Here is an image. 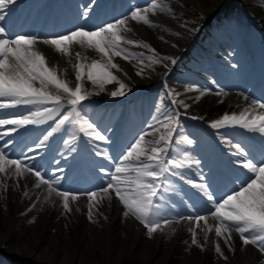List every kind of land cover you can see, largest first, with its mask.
<instances>
[{
    "label": "bare ground",
    "instance_id": "bare-ground-1",
    "mask_svg": "<svg viewBox=\"0 0 264 264\" xmlns=\"http://www.w3.org/2000/svg\"><path fill=\"white\" fill-rule=\"evenodd\" d=\"M55 1L56 0H51L49 6L53 8V6L57 4ZM96 1L97 5L92 7V10L88 13L87 19L91 18L97 9L104 5L107 0ZM124 1L127 4H131V2L135 0ZM173 1H175V3L169 5L171 11L164 13L157 11L156 17L149 19L150 24L133 21L129 18L127 20V29L122 30V34L128 40L137 42V40L142 39L147 47H144V50L135 51L130 47L132 44L124 43L122 47L127 50L125 55H129L130 59L113 57V62L119 66L120 70L117 71L112 69V71L120 82L126 84L124 91L127 93V98L143 88H153L154 90L160 87L162 90L161 95L160 93L157 94V98H159L161 103L156 107L154 106L155 104L153 105L152 103V93L146 92V97L149 99L150 104L143 105V111H139V113L144 112L149 114L154 111V114L150 117L142 132L152 133L151 136L146 137V140L150 141L159 139L160 135H167V130L164 129L162 125L168 123V121L165 119V116L163 114L161 115L159 112L165 103L169 106L171 114L175 116L177 112L179 113V123L184 121L185 118L193 119V117H196V121L204 124H207L208 121L210 122V120H208L210 118L223 116L225 113H239L251 105V102L243 98L237 91L224 92L212 87L200 88L191 85L192 83L187 79L175 77L176 74L174 75V73L177 71L176 69L181 68L180 66L183 64L182 53L185 54L191 49L192 43L202 38L203 31L208 27L207 19L209 15L212 14V18L215 15L223 17L224 14L230 13L231 11H229V7H226L215 14V10L221 8L223 4L219 1L217 2V0ZM178 1L181 3L178 4ZM204 1H211V4L204 8L202 4ZM32 2L33 0H27L21 4L16 0L14 4L9 5L3 12L5 20L0 21V26L14 20L17 15H20V19H24L26 17L25 11L32 7ZM66 2L69 4L71 10L79 7L76 5L77 3L80 4L79 0H66ZM63 3L65 4V2ZM195 3L197 7L193 5ZM235 4L239 7L237 1ZM82 5H86V0L82 2ZM247 5L250 4H243L242 6L244 7L240 6L239 8L244 11H249ZM23 6L24 11L21 13L20 10ZM17 8L19 9L17 10ZM142 8L143 7H141V9ZM200 11H205V14L202 16ZM249 12H252V16L256 17L250 24L264 28V10L258 9L257 11ZM245 13L247 12H244V16L247 18V14ZM68 14H71V12H60L57 16L62 20L68 17ZM43 19L44 15H41L38 18V22ZM259 19L262 21L261 24ZM84 29L94 30L86 25ZM21 35L36 36L30 34L29 31H25ZM226 37H233V35L227 33ZM40 39L44 40L43 38ZM225 40L226 39L220 42V47H216L219 54H224L225 49L228 48ZM248 46L249 44L247 43L242 45L237 41L234 47L245 50ZM36 47L38 49V44ZM39 51L46 56L48 65L56 67L60 78L66 80L69 86L73 88L77 84L74 65L78 61L75 53H80L79 62L84 64H90L92 60L105 59L94 49L88 48L86 44L83 46L77 44L72 45V54L68 56L58 54L53 46L45 44L43 50ZM149 57H154L155 59L171 58L176 62L173 64L170 62V59H163L168 69L160 70L154 66L156 63H152L148 59ZM141 60L144 62L143 64L140 63ZM209 65V60L203 58L202 61L197 62L195 66H193V69L204 73H210L212 68ZM141 69H143V74L138 75L137 73L140 72ZM82 82L84 88L90 93L96 94L101 92L99 89L93 87L94 85L86 79V76L83 78ZM116 84L118 83L114 82L113 85ZM172 90L180 93L179 99L184 100V102L189 105L187 109L171 103L172 97L168 95V92ZM149 91H151V89ZM201 92H204V95H201ZM216 93H220V95ZM197 96L200 97L198 101L195 100ZM104 99L105 98H97L90 106L95 111L105 108L109 109L111 107L109 105L94 104L107 103L108 101ZM126 101L129 102L130 100ZM127 102L116 105L111 119L107 118L108 120L105 122V127H109L110 125L114 127L110 136L117 134L116 132H118L120 126L126 120V116L128 120L132 122L136 119L135 112L130 110L131 108L128 109V105H126ZM207 103L210 104L208 105L207 111L199 117L200 107ZM67 107L65 102V108L67 109ZM83 109L85 110L84 104ZM32 110H35V106H32ZM8 112L12 111L8 110ZM101 112H103V110ZM14 113L17 115H27L28 108L22 113ZM85 113L95 123L99 119V114L97 112L93 113L86 108ZM8 118L13 117L8 116ZM49 120L51 119H47L46 122L38 125H27L20 128L17 132H8V130L13 127L12 125L0 127V133L8 132L7 135H3V138H0V149H3L10 159L20 158L37 168H43L44 164L40 162L46 158L47 151H50L47 146L51 143L50 137L47 141L43 139L44 136L47 135L45 130L51 127L49 125ZM127 123L129 122L127 121ZM100 124L102 125V122L99 123L98 128L101 127ZM150 124L153 125L157 131H153V128H149L148 125ZM74 129L77 131L76 128ZM176 129L177 127H175L173 136L176 135ZM209 129L213 128L210 126ZM29 133L32 135L33 143L24 148L19 155L13 156L10 153V149L16 146L17 140L27 136ZM59 136L60 135L56 137L55 141H57V144L54 150L56 154L54 161L57 160L58 163L53 164V161L50 167L47 165L49 173L45 176L47 178L48 176L55 175L59 176L62 180L70 170L67 164H65V159L61 160L62 155L65 152L74 153V151L72 150V145H62L60 143L61 137L59 138ZM221 137L222 136L217 139L220 144L217 143L216 147L218 151L221 149V153L224 155L223 147L226 148L228 144L226 141L222 142ZM7 141H11V143L5 147ZM55 141L53 143H55ZM37 145H39V147H37ZM90 147H92L95 152H99L100 155H97V153H87V151L80 153L79 156L85 157L86 163L80 166L81 169L77 174L70 172L72 179L79 173L85 176L87 171H84L82 167L86 164H91L96 170L106 168L107 171L114 172L115 165L119 160L112 164L111 160L106 158L109 157L106 150L88 144V148ZM30 148L33 149V151H28ZM22 153L24 155H22ZM230 153L231 150H227V156H229ZM73 155L77 156L78 154L74 153ZM88 155L90 158H87ZM99 156L110 161L111 164L103 167ZM27 157H33V159L28 160ZM187 160L189 167L193 168L196 160L192 157L191 153L188 154ZM60 169H63V171H59ZM2 176L3 174H0V178H2ZM35 182L36 178L31 174H27L25 178L20 181V187H15V179H9L7 181L8 190L4 191L0 189V264H132L130 259L133 257L137 259L136 264H166L167 260L170 259L168 257L172 253L179 254V257L168 264H264V257L260 253L253 251L248 246L242 248V241L239 239L237 242L235 236H233L230 241L235 249L234 253L228 251L222 238L218 239L225 256L228 257L227 260L220 258L218 254L215 253V244H210V237L204 246V250L192 245L191 239L187 247L184 250L181 249V247L185 245L178 239L179 228L184 224L182 221L180 223H173L172 227L176 229L175 232L166 228L164 231L158 230L149 237L147 230L138 220L131 215L128 217L123 216V205L115 198L114 194L111 201L104 200L98 205L99 213H95L94 210L93 219L89 220V201L86 193L71 192L68 190L70 193H79L80 196L77 201L70 200V207L73 210L70 213L65 212L62 206V198L57 197L55 193H53L51 199L46 200L47 186L42 185L41 188L36 189L32 187ZM25 184L28 185V188L24 187ZM58 189L61 190L60 188ZM23 191H30V196H23ZM41 194L44 195L42 199L43 203H39L38 206H35L36 209H34L36 212L33 215L34 211L32 212L29 209L33 207V204L37 205L36 199ZM29 215L33 216L30 217L31 219L28 221ZM209 221H212L210 217ZM186 223L188 224V222ZM201 224H203V222H201ZM197 233L198 240L204 243V233L199 229H197Z\"/></svg>",
    "mask_w": 264,
    "mask_h": 264
},
{
    "label": "snow or ice",
    "instance_id": "snow-or-ice-1",
    "mask_svg": "<svg viewBox=\"0 0 264 264\" xmlns=\"http://www.w3.org/2000/svg\"><path fill=\"white\" fill-rule=\"evenodd\" d=\"M16 0H0V21L5 20L4 10L12 5ZM91 0L89 5L85 6L83 16L87 18L92 10ZM157 11L164 13L170 12L169 5L163 3V0L157 2L152 0L149 6L141 9L136 7L131 10L127 17L118 19L112 23H107L94 30L76 28L64 35L50 37L41 40L37 36L16 35L13 38L8 37L5 27L0 26V127L12 125L8 132H17L20 128L27 125H38L46 122L47 119H55L52 115L56 113L60 118L55 120V126L44 136L47 141L55 132L63 126L70 125L77 128L78 132L87 137L90 141L107 142V137L102 134L94 121H92L83 110V102L88 99L90 93L83 86V78L90 81L94 86H98L100 91H104L106 84L117 82V90L111 91L112 97L124 96L126 85L120 82L112 69L119 71V66L113 62V57H122L130 59L125 55L127 51L122 44L138 45V42L128 40L122 30L127 29V20L150 24L148 13L153 15ZM53 46L58 54L71 55V46L87 45L94 49L105 59L92 60L90 64L79 62L80 53H75L77 63L75 68L76 86L73 88L69 83L60 78L57 68L49 66L46 56L37 49V44ZM147 47V45H144ZM152 63H162L163 59H170L171 63L176 61L171 58L155 59L148 58ZM144 62L141 60L140 62ZM233 67H236L233 65ZM143 74V69L137 73ZM191 90V89H189ZM98 94V93H96ZM220 95V93H216ZM168 95L172 97L171 103L176 106H182L187 109L188 104L179 99L180 93L174 90L169 91ZM204 95V92H201ZM199 96L195 97L198 101ZM247 99V97H245ZM67 110L60 115V109ZM51 105V106H49ZM35 106V110H32ZM27 107V115H17L14 112H8L11 109ZM11 116L13 118H8ZM179 113L175 116H166L168 123L162 125L167 130V135H160L159 139L150 141L146 137L152 133L144 132L127 147V150L118 158L114 172H105L109 177L106 186L98 191L86 193L89 201L88 218L93 219L95 213H99V207L104 200L111 201L113 194L123 205V216L131 215L138 220L147 230L149 237L155 232L164 231L166 228L175 232L173 223H180L182 220L194 221V226L189 229L191 232V244L204 250L208 241L209 233L214 231L215 237L222 238L228 251L234 253L235 249L230 243L232 232L239 234L242 241V248L248 245L256 246L264 253V157L254 160L248 158L249 154L241 147L239 143L232 144L230 140L227 144L236 149V153L245 157V161L237 160L235 163L241 164L242 171L238 180L234 182L233 188L229 193L217 198L206 183H197L193 186L199 191L202 197L206 198L205 207L209 208L207 215L179 216L175 221L160 216L162 185L168 183L166 174L177 175L173 169H180L185 166L184 160H178L170 157L169 148L175 132L174 125L179 123ZM196 119V117H193ZM211 128L220 129L221 127H239L248 132L259 133L264 137V103L256 100L251 105L239 113H225L222 118L212 121ZM157 131L153 125H148ZM8 132L0 133V138L7 135ZM183 142L188 145L193 144V140L183 137ZM176 141L175 143H180ZM7 141L5 147L10 144ZM67 143V141H65ZM39 147V145H37ZM74 151V149H72ZM33 151V149H28ZM22 155H24L22 153ZM97 155H100L97 152ZM112 159L111 157H106ZM28 160L33 157H27ZM199 164V161H196ZM59 171H63L60 169ZM0 189L8 190L7 181L15 179V187H20V181L27 174L36 178L33 188L39 189L46 185V200H50L52 194L62 198V206L65 212H71L70 200L77 201L80 194L70 193L69 191L59 190L56 186L61 183L59 176H48L46 178L42 168H36L34 165L26 163L20 158L10 159L7 153L0 149ZM192 183V181H188ZM28 188V185H24ZM23 196L29 197L30 191H23ZM39 198V197H38ZM36 205L33 204V207ZM214 209V210H212ZM31 210V209H29ZM209 217L214 224L209 223ZM203 222V224H201ZM197 229L204 233V243L198 240ZM214 251L220 258L227 260L221 245L216 242Z\"/></svg>",
    "mask_w": 264,
    "mask_h": 264
},
{
    "label": "rangeland",
    "instance_id": "rangeland-1",
    "mask_svg": "<svg viewBox=\"0 0 264 264\" xmlns=\"http://www.w3.org/2000/svg\"><path fill=\"white\" fill-rule=\"evenodd\" d=\"M18 1H20L21 3H24L26 0H18ZM83 1L85 2V0H79L80 4H78V3L76 4L79 7L76 8V9H73L75 11L72 10V13L71 14H68L69 15L68 16L69 18L67 17V18L62 19V20L59 19L58 21H54V22L52 21V22H50V23H48L46 25H42V26H36L35 25L36 27H31V28H29V30L30 31L36 30L37 33L35 32V34L37 35V37L43 38V39H47V38L52 37L55 33H63V32H66L67 30H69L68 32H70V31L75 30L76 28H81V27L84 28L85 25L88 26V27H90V28L96 29V28H98L100 26H103V25H105L107 23H112V22H114V21H116L118 19L125 18V17L128 16L129 12L131 10H133L134 8H136V7H140V8L143 7V8H145V7L149 6L150 3L152 2V0H139V1L135 0L134 2L132 1L131 4H127L123 0L116 1L115 3L112 1L113 2V3L111 2L112 5H110L108 7V6H106L108 4H105V5L101 6V7H99L97 9V11L93 15L91 14L92 15L91 18H89V19L86 18L85 19V17L83 16V13L85 11V6L86 5H89L90 2H91V0H86V5H82V2ZM159 1L160 0H157V2H159ZM218 1L221 2V3H223V5L228 6L230 8L229 11H231V12L230 13H227L224 18L220 19V21H227V22H229V24H231V26H232L231 27V30L228 29V28H225V31H223V34L221 35L219 33V30L217 28H215L217 26L213 23L216 19H212V22L210 21L208 23L209 25H207L208 27L206 28V30L204 32H206L207 35L208 34H212V35H216V36H220L221 35V38H223V35L226 32H229V31L231 33H233V34L238 35L237 32H236V30L238 29V26L239 25H241L242 23H244L242 21V17L240 15H238V13H243L244 14V12H247L245 14H247V17H249V16H252L253 15V14H251L252 12H249V11H257L258 9L259 10L260 9H263L264 10V0H217V2ZM236 1L238 2L239 7L242 6L243 4H245V5L246 4H250V5H247L249 11H244V10L240 9L235 4ZM48 2H49V0H48ZM210 2L211 1H208V2L207 1H204V3H202L203 6H204V8H205V6L208 7L209 4H211ZM163 3H165L167 5H170L172 3H175V1H173V0H163ZM180 3L181 2H179L178 4H180ZM38 4L39 3H36L33 8L37 10L39 8V5ZM96 5H97V1L95 0L94 4H92V7L93 6H96ZM193 5L197 7V4L196 3L193 4ZM242 7H244V6H242ZM42 9H43V6L41 5L40 6V10H42ZM66 9H67V12H68L69 9L68 8H66ZM21 10H23V9H21ZM40 10H38V11H40ZM204 12L205 11H203V12L200 11V13H201L202 16L205 14ZM148 15H149V19H152V18H155L156 17L155 16L156 14H154V16H153V14L148 13ZM50 25L51 26L52 25L53 26H58V28L51 29L50 30V29H48V26H50ZM20 26L21 25H11V26H9L8 29H10V28L19 29ZM247 27L248 26L244 25L241 28H243L244 29L243 31H245L247 29ZM211 30H214V33ZM7 33L9 34L8 31H7ZM242 36L244 38L246 37L244 34H242ZM235 38H236V36H235ZM235 38H231L230 40L235 41L234 40ZM248 38H250V40H253L256 37L254 35H252L251 33H249L248 34ZM256 39H259V38H256ZM141 40L140 39L137 40L139 46L131 45L130 47L133 50H135V51L144 50L145 49L144 48L145 47L144 46L145 44H144V41L143 40L141 41ZM197 44H199V42H197V43L195 42L194 43V45H193L194 47H192V50H191L190 53H185V54L182 53L183 54V59L185 58V60H183V64L180 66L181 68H178L179 70L176 69L177 71L174 73V75L176 74V76L186 78V79L190 80V82L192 83L191 85H194V86H197V87H200V88L201 87H206V86L210 85L211 87L218 88V90H220V91H223V90L227 89L224 85L226 83H228L229 80L235 79L230 74H228L227 77H225V78H222V77H220V78L206 77V76H210L211 74H207V75H205V77H203L202 75H199V74L198 75L197 74L196 75L193 74L194 73V70H193L192 65H195V60L194 59L196 58L195 52L193 50H195V51L197 50ZM201 45H203V44H201ZM43 47H44V44L43 43H39L38 44V49L39 50H43ZM210 56H212V55H210ZM238 58H241V55H239ZM156 59H160V58H156ZM197 59L198 58H196V60ZM154 66H156L157 69H160V70L168 69L167 68V65H166V62L164 60H162V63H160V65H159V63H156V64H154ZM249 70H250V67H247L245 69L243 68L242 69L243 72H241V73H249L250 72ZM253 74L254 75H257L256 72H254ZM113 84H114V82L109 83V84H106L104 86V89H105L104 91L98 92V94H94L93 93L91 96L89 95L88 99L85 100L84 102H90L92 100L97 99V97H99V98H105L108 102H112V101L118 100L117 97H119L120 99L123 100L125 98V96L112 97L110 95L111 91L117 90L118 87H119L118 84H116V85H113ZM93 87L96 88V89H99L98 86H93ZM114 87H116V88H114ZM99 93H101V94H99ZM158 93H161V88L160 87L157 88V89H155L152 94H155L157 96ZM144 97L145 96H143V98ZM134 102H137V99ZM144 102L147 105L150 104V102H149V100L147 98L144 99ZM154 104H155L154 106H157L159 104L158 98H155ZM228 104H230V103H228ZM208 105H210V104L209 103L203 104L200 107L199 117L202 116L207 111V109L209 107ZM49 106H51V105H49ZM137 109L140 110V108H137ZM60 110H61L60 111V115H63L64 112L67 109L66 108H63V111H62V109H60ZM165 111L167 112V107H164L163 108L162 113L165 112ZM111 112L112 111H110V112L108 111L106 115H111ZM52 115H53V117L55 119L49 120V122H50L49 124H52L53 126H55V120H58L60 117L58 115H56L55 112ZM104 115L102 116V118L104 117ZM147 117H148L147 114H140V118L141 119L139 121H137V128L136 129H133V131H132L133 133L134 132H137L138 130H142L141 128L143 127V124H145ZM219 118H222V116H219V117H216V118H210V119H208V120H210V122L208 121V123L210 124L212 122V120L215 121V120H217ZM209 124H207V125H209ZM67 126H68V128H67ZM202 126H204V125L202 124ZM181 127H184L185 129L193 128L192 126H188L185 123H183V125ZM223 128H224L225 131H229V130L231 131V127H223ZM71 131H72V126H69V125L66 124L59 131L55 132L50 137V140L52 142L56 138V136L58 135V133H59L60 134L59 137H61L60 138L61 139L60 143L65 144V145H71L74 142H77L74 145V147H72V148L78 150V141H79L78 138L79 137H78L77 133H73V132L71 133ZM179 131H180V128L178 129V132ZM62 133H64V134H62ZM134 136H135V133L131 137L126 136L125 139L128 138V139H126L127 141H125V139H124L122 142H120V144H118V148H120V152H121V149L124 150L125 148H127L128 146H130L131 143L134 142ZM183 137H188L189 138V136H187L186 134H183L181 136L179 134H177V136H174V138L172 139L173 140V143H172V145L170 147L171 149H169V153H170V157L171 158L176 159V158H179L180 156H183L184 157L183 153L186 154V151L183 152V150H186L188 148H190L192 151H197V152L201 150V144L198 143V142H196L195 139L189 138V139L193 140V144L188 145L185 142H183V139H182ZM178 140L181 141V142L180 143H175ZM65 141H67V143H65ZM48 146L51 149H54V145L49 144ZM117 149H115V151H113V155H115L116 157L115 156H113V157L111 156L113 158V161L115 160V158L119 157L118 156L119 155V151ZM68 156H69V154L68 153H65L63 157L66 158ZM49 161H51V159H49ZM95 179H97V178H95ZM91 180L94 181V179H91ZM91 180H88L87 182L92 183ZM97 180L99 181L98 183H102L100 181V179H97ZM60 185L61 186H66L65 181H62L60 183ZM36 203H37L36 206H38L39 203H43L42 200L40 202V196H39V198H37ZM34 208L36 209V207L30 208L32 212L34 211L33 215L36 212ZM33 215H29L28 216L29 217L28 221L31 219L30 217H32ZM131 259H130V262L132 264H136L137 263V259H135L134 257L131 258Z\"/></svg>",
    "mask_w": 264,
    "mask_h": 264
}]
</instances>
